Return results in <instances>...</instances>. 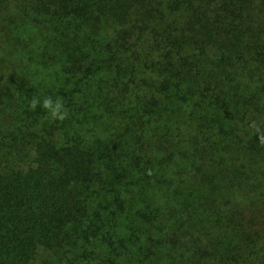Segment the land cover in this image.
I'll return each mask as SVG.
<instances>
[{"label":"trees","instance_id":"trees-1","mask_svg":"<svg viewBox=\"0 0 264 264\" xmlns=\"http://www.w3.org/2000/svg\"><path fill=\"white\" fill-rule=\"evenodd\" d=\"M253 121L264 0H0V264H264Z\"/></svg>","mask_w":264,"mask_h":264},{"label":"clouds","instance_id":"clouds-1","mask_svg":"<svg viewBox=\"0 0 264 264\" xmlns=\"http://www.w3.org/2000/svg\"><path fill=\"white\" fill-rule=\"evenodd\" d=\"M38 105L45 109L50 118L55 121H63L68 117V110L60 97H57L55 101L51 97H45L42 102L37 98H33L29 107L31 110H35ZM250 127L257 133L259 142L264 145V132H261L255 121L252 122Z\"/></svg>","mask_w":264,"mask_h":264},{"label":"rangeland","instance_id":"rangeland-1","mask_svg":"<svg viewBox=\"0 0 264 264\" xmlns=\"http://www.w3.org/2000/svg\"><path fill=\"white\" fill-rule=\"evenodd\" d=\"M45 259H46V257H45V258H44V257L42 258L43 261H44Z\"/></svg>","mask_w":264,"mask_h":264}]
</instances>
